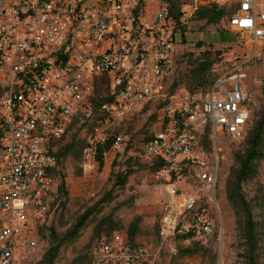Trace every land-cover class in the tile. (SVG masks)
<instances>
[{
  "label": "built area",
  "instance_id": "built-area-1",
  "mask_svg": "<svg viewBox=\"0 0 264 264\" xmlns=\"http://www.w3.org/2000/svg\"><path fill=\"white\" fill-rule=\"evenodd\" d=\"M193 6L220 13L228 31L248 39L250 53L264 46V0H0V264H15L25 213L52 190L54 141L81 105L97 110L99 121H121L156 101L161 129L143 145L153 178L170 184L175 197L187 172L205 191L187 193L180 211L164 203L158 236L200 239L212 231L201 212L215 203L218 159L199 139L240 137L249 99L237 67L205 90L165 94ZM21 245L31 249L36 242ZM151 250L112 235L94 246L91 264H136Z\"/></svg>",
  "mask_w": 264,
  "mask_h": 264
},
{
  "label": "rangeland",
  "instance_id": "rangeland-1",
  "mask_svg": "<svg viewBox=\"0 0 264 264\" xmlns=\"http://www.w3.org/2000/svg\"><path fill=\"white\" fill-rule=\"evenodd\" d=\"M192 11L191 26L184 29L185 39L164 82L165 94L177 98L188 90H205L219 74L237 67L245 74L249 99L250 116L240 137L220 133L212 140L205 133L199 139L206 152H215L218 159L215 203L204 205L206 210L201 212L212 221V231L200 239L177 234L161 241L158 236L164 203L175 202L180 211L187 193L202 196L205 191L187 172L176 186L175 197L170 195V184L153 178L152 166L143 157V145L161 129V106L156 101L132 115L126 114L121 121H99L97 110L89 113L87 105H81L63 136L54 141L57 160L49 175L52 190L42 205L26 211L22 238L15 246V264H47L52 244L57 251L50 264H91L94 246L112 235L122 237L131 247L150 244V256L136 264H248L241 234L243 213L227 200L226 185L233 181L239 159L253 141L251 131L256 121L262 126L256 146L258 156L251 163L252 174L240 183V193L247 201L259 238L254 264H264V46L250 53L248 39L228 31L221 15L215 18L211 10L201 11L195 6ZM104 137L112 140L103 151L101 163L96 154L87 158L90 144ZM128 169L131 174L125 184L112 187L110 173ZM86 212L89 214L82 225L72 232ZM25 240H34L36 246L23 247Z\"/></svg>",
  "mask_w": 264,
  "mask_h": 264
},
{
  "label": "trees",
  "instance_id": "trees-1",
  "mask_svg": "<svg viewBox=\"0 0 264 264\" xmlns=\"http://www.w3.org/2000/svg\"><path fill=\"white\" fill-rule=\"evenodd\" d=\"M213 12V15L215 18H218L220 16V13ZM262 126L260 125V121H256L254 124V127L251 131L252 134V142L249 143V146L247 147L245 154L242 158L239 159V168L235 172V176L233 178V181L231 180L226 185V196L227 200L234 202L243 213L242 217V223H241V234L243 238V246H244V258L248 262V264H254L256 260V245L259 241V238L257 236V228L252 221L251 212L249 210L247 201L240 193V183L242 180H244L246 177L250 176L252 174V168L251 163L253 160H255L258 156V153L256 152V146H257V140L260 136ZM112 139H107L104 141H99L96 143V159L99 163H101L102 160V154L103 151H105L110 145H111ZM131 174V169H128L126 171L117 172V173H110V176L112 177V187L118 186V185H124L126 182L127 177ZM88 212L82 214L76 223L73 226L72 232L76 231L83 223L84 219L88 216ZM187 236V235H182ZM108 238V237H107ZM57 251V246L53 245L49 249L47 253V264H50L52 257L54 256L55 252Z\"/></svg>",
  "mask_w": 264,
  "mask_h": 264
},
{
  "label": "crops",
  "instance_id": "crops-1",
  "mask_svg": "<svg viewBox=\"0 0 264 264\" xmlns=\"http://www.w3.org/2000/svg\"><path fill=\"white\" fill-rule=\"evenodd\" d=\"M224 26H225V23H224ZM160 211H161V209H160Z\"/></svg>",
  "mask_w": 264,
  "mask_h": 264
}]
</instances>
